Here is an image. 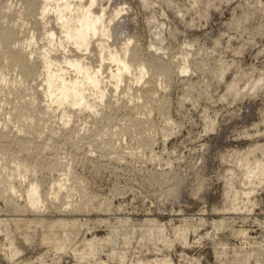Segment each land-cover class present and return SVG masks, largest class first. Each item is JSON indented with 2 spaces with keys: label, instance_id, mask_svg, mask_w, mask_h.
I'll list each match as a JSON object with an SVG mask.
<instances>
[{
  "label": "rangeland",
  "instance_id": "rangeland-1",
  "mask_svg": "<svg viewBox=\"0 0 264 264\" xmlns=\"http://www.w3.org/2000/svg\"><path fill=\"white\" fill-rule=\"evenodd\" d=\"M15 1L18 0H0V6ZM112 5L131 17L130 30L144 52L160 39L158 45L166 55L151 51L154 57L159 55L166 61L173 56L175 66L188 55L190 73L175 71L166 87L157 80L154 83L158 89L156 100H167L169 122L151 113L147 118L153 132L149 138L134 140L129 133L117 134L129 114L115 106L109 113L108 130L102 131L99 124L88 131L80 123L72 128L58 127L61 130L47 150L40 151L42 143L47 142L46 133L41 140L32 142L30 157L21 153L19 143H15L28 142L30 138L17 133L13 125L0 127V150L25 160L29 168L40 163L43 171L38 177L44 185L59 175L47 171L48 164L68 158L87 196L85 200L74 196L80 203L74 199L72 203L80 204V209L89 205L91 198V206L104 201L111 207L112 215L95 212L90 206V210L70 213L75 219L90 221H86L92 228L87 237L92 234L103 238L110 233L105 224L95 222L101 219L109 220V226H114L115 218L129 220L136 227L147 221L164 226L170 246L158 241L156 233L140 244L132 241L129 247L119 237L114 248L118 253H127L125 264L137 259L151 263L165 259L171 264H264V180L259 185L242 184L237 163L249 149L264 146V0H108L106 7ZM16 11L1 28L17 16ZM200 64L205 65L204 71L197 69ZM209 70L212 74L207 77L204 72ZM0 74L10 82L23 81L18 68L10 62ZM259 76L262 82L251 92L250 85ZM8 85L9 82L0 83L3 89ZM233 91L238 94L235 96ZM142 93H136L138 105L145 102ZM27 98L22 100L25 106ZM121 98L119 105H124L127 99ZM9 109L8 105L3 107L0 119ZM57 119L54 114L45 121L50 124ZM82 135V143L74 148L72 143ZM142 144L143 148H139ZM248 158L263 159L258 152ZM4 164L13 166L4 160L0 169ZM231 179L233 189L228 185ZM250 188L253 191L247 200L243 194ZM17 200V206L22 207V200ZM58 206L62 207L60 203ZM5 207L0 198V264H74L67 255L59 260L54 253H46L45 247H29L21 238L29 219L42 216L48 222L71 215L62 213L61 207L56 213L47 209L43 215L35 216L17 210L8 212ZM15 220L21 222L16 224ZM5 228L22 251L13 259L8 254ZM173 228H180L179 234L184 236L176 237ZM28 230L37 238L42 232L40 228ZM180 237L186 238V246ZM100 256L105 258L103 253ZM111 263L118 264L114 260Z\"/></svg>",
  "mask_w": 264,
  "mask_h": 264
},
{
  "label": "bare ground",
  "instance_id": "bare-ground-1",
  "mask_svg": "<svg viewBox=\"0 0 264 264\" xmlns=\"http://www.w3.org/2000/svg\"><path fill=\"white\" fill-rule=\"evenodd\" d=\"M107 1L18 0L0 6V71L10 62L14 68H18L19 75L23 77L22 82H10L0 74V83L10 84L6 89L0 86V93L3 94L0 98V113L5 105L10 107V111L0 119V127L7 129L8 124L13 125L17 128V133L30 138L28 142H15L19 143L21 153H26L28 157L32 155L30 149L32 142L41 140L45 133L48 139L47 142L42 143L40 151L47 150L53 136L61 130L58 127L72 128L80 123L81 128L88 131L99 124L102 131L108 130L107 122L111 120L109 113L115 106L129 114L117 134L129 133L135 136L134 140L149 138L153 132L154 127L147 118L151 113L156 112L165 122H169L167 100L163 98L156 100L154 97L158 94L155 81L157 80L159 85H165L175 71L180 74L190 73L192 69L187 60L188 55L185 54L175 66H172L173 56L163 61L161 55L166 54L158 45L159 34L157 35L159 40L149 45L148 52H144L139 41L135 39L133 30H130L129 25L133 21L130 20L131 17L122 14L125 10L116 5L107 8ZM18 5L20 6L16 11ZM14 11L17 16H13L7 26L1 28L6 25L4 22ZM151 51L153 54L161 52V57L159 55L154 57ZM197 67L204 71L205 65L200 64ZM204 73L207 77L212 74L210 70ZM261 82L262 76H259L258 80L251 83L249 90L254 91ZM32 83L36 86L30 85ZM140 92L145 93H142L145 98L142 105L136 102L139 98L136 93ZM233 92L234 95L238 94V91ZM122 96L126 97L127 102L119 105L123 100ZM24 97L29 99L28 103L25 102L26 106L22 103ZM34 106L37 109L30 110ZM54 114L58 115L60 126L58 121L50 124L45 121ZM99 116L100 120L97 119ZM82 141L83 135L76 139L72 146L77 149ZM143 146L144 144L139 148ZM256 152L263 159L254 158L250 161L248 157ZM0 154V164L4 160L13 164L11 168L4 164L0 169V198L7 205L5 208L9 209L8 212L17 210L19 213L22 212L21 214L28 212L34 216L43 215L42 213L47 209L59 210L58 207L61 206L57 207V205L60 203L63 207L60 211L71 215L65 217L66 214H63L64 218L48 219V222H45L42 216L29 219L26 223L24 221V229L42 230L38 235L39 238L29 230L23 231L21 238L29 247L39 244L45 247L46 253H54L59 260L63 255H67L74 264L81 262L112 264L113 260L118 264H125L128 260L127 253H118L114 248L119 237L129 247L132 241L135 240L140 244L145 238L156 233L159 235L158 241H162L167 246L172 245L166 243L164 226L158 225L155 221H147L142 226L136 227L130 225L129 220L126 219L115 218L114 226L108 225L109 220L101 219L95 222L105 224L110 233L103 238L92 234L91 237H87L92 230L88 224L90 221L86 220L87 223L85 220L83 222L75 219L70 213L90 210L88 207L90 206L95 212L109 215L111 207L104 201L95 207L91 206L92 199L88 198L89 205L79 209L80 204L77 203L80 202H77L74 196L85 200L86 190L81 185L80 177L71 169L68 158L48 164L47 171L51 173L56 171L59 175L57 178L51 177L44 185L38 177L43 171L40 163H35L29 168L25 160L11 155L10 151L0 150ZM237 163L242 172V184L259 185L264 180V146L249 149L241 155ZM230 172L233 175V172ZM228 185L233 189L234 181L231 179ZM252 191L253 188H250L243 194L247 200ZM17 199L22 200V207L15 203ZM72 199L77 203L74 200L72 203ZM49 204L51 206H48ZM14 222L17 224L21 221ZM122 229L128 232H121ZM175 231L176 237L182 235L179 234L180 228L176 233ZM4 233L9 241L7 242L9 245H6L9 248L8 254L10 259H13L22 251L10 238L7 228L4 229ZM180 238L186 246V238ZM101 253L105 255L104 259L101 258ZM128 264L171 263L165 259L155 260L153 263L137 259L136 262Z\"/></svg>",
  "mask_w": 264,
  "mask_h": 264
}]
</instances>
